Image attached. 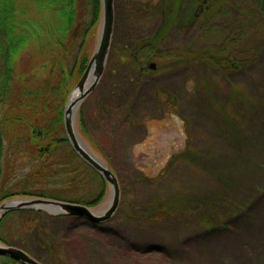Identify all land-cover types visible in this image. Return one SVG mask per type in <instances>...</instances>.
<instances>
[{
	"label": "rangeland",
	"instance_id": "obj_1",
	"mask_svg": "<svg viewBox=\"0 0 264 264\" xmlns=\"http://www.w3.org/2000/svg\"><path fill=\"white\" fill-rule=\"evenodd\" d=\"M128 2L114 0V24L105 68L75 117L76 129L85 144L118 178V208L103 222L38 210H28L11 220L15 226L19 220L29 222L26 246L42 262L45 231L59 239L60 257L48 258V264H264L263 168L256 171L253 180H236L239 170L233 174L236 186L226 197L230 194L247 201L237 212H233L234 206L232 209L225 201L219 202L221 195L213 180L199 172L197 166L178 163L170 174L157 181L149 180L160 172L170 155L184 148L188 136L195 147L217 148L219 155L222 150L230 153L231 143L224 129L227 131L229 121L239 117L230 105L242 100L240 96H249L257 105L253 120L243 122L244 135L249 137L242 140V146L248 151L259 149L264 160V33L257 30V38L247 48L246 44H236L238 53L248 57L240 63L243 54H233L232 66L221 71L208 68L186 52L199 42L215 41L216 33L200 38L198 24L176 27L157 46H188L187 49L173 57L157 53L159 56L152 60L142 59L145 67L151 62L155 67L140 71L127 60L121 61L119 52L156 29L158 9L150 6L134 10ZM97 33L98 28L88 42L89 57ZM27 65L28 55L20 54L15 63L17 73L26 70ZM80 117L89 139L80 133ZM251 136L262 143L250 140ZM217 159L224 162L223 158ZM17 172L21 174L22 169ZM105 184L104 195L98 204L89 206L91 209L99 211L109 203ZM100 186L101 181L93 178L80 191L93 193ZM186 186L199 202L205 201L203 210L189 209L190 212L181 216L177 213L179 216L170 219L144 217L146 205L155 196H169L186 190ZM204 220H212V225L204 226Z\"/></svg>",
	"mask_w": 264,
	"mask_h": 264
},
{
	"label": "trees",
	"instance_id": "obj_2",
	"mask_svg": "<svg viewBox=\"0 0 264 264\" xmlns=\"http://www.w3.org/2000/svg\"><path fill=\"white\" fill-rule=\"evenodd\" d=\"M129 3L134 10L150 6L158 9L156 29L119 52L121 61L127 60L140 71L145 67L142 59L152 60L159 56L157 53L173 57L187 49L188 46L158 48L164 35L176 27L198 24L200 38L216 33L215 41L199 42L186 52L208 68L221 71L232 66L233 54L236 57L243 54L238 53L236 44H246L247 48L257 38V30L264 33V0H129ZM100 16V0H0V202L14 196H39L94 206L104 195V179L71 148L62 121L67 96L88 61V42L96 33ZM22 53L28 55L29 65L18 74L15 63ZM256 53L254 50L253 55ZM246 57L243 54L240 63ZM240 98L230 105L239 117L229 121L227 131L224 129L231 143L230 153L222 150L219 155L217 148L195 147L188 136L184 148L170 155L160 172L149 180L157 181L170 174L178 163H188L213 180L221 195L220 203L225 201L232 209L234 206L233 212L243 209L247 201L230 194L226 197L236 186L233 174L239 170L236 180L247 177L253 180L256 171L264 169V160L259 149L248 151L242 146V140L249 137L244 135L243 122L253 120L257 105L249 96ZM79 123L80 133L89 139L81 117ZM220 127L224 128L222 123ZM255 138L251 136L250 140L262 143ZM18 169H22L21 174ZM93 178L101 181L100 188L93 193L80 191ZM199 200L186 186V190L169 196H155L146 205L144 217L170 219L189 209L203 210L205 201ZM28 210L31 209L18 208L2 215L0 242L15 246L18 243L30 253L26 246L30 238L29 222L19 220L15 226L11 220ZM202 224L211 226L212 220H204ZM45 234L46 252L40 258L48 264V258L60 257L61 246L56 236L49 231ZM8 261L22 264L9 256H0V264Z\"/></svg>",
	"mask_w": 264,
	"mask_h": 264
},
{
	"label": "water",
	"instance_id": "obj_3",
	"mask_svg": "<svg viewBox=\"0 0 264 264\" xmlns=\"http://www.w3.org/2000/svg\"><path fill=\"white\" fill-rule=\"evenodd\" d=\"M101 16L98 25L97 41L86 63V66L67 96L63 114V129L65 136L74 152L91 168H93L107 183L109 203L99 211L77 202L39 196H14L0 202V218L10 210L25 208L43 211L51 215L69 214L86 217L93 222H103L109 219L119 205L120 184L111 167L88 148L75 126L77 109L98 83L109 56L114 24V0H100ZM149 67H155L153 62ZM21 262L22 264H45L24 249L6 245L0 242V256Z\"/></svg>",
	"mask_w": 264,
	"mask_h": 264
}]
</instances>
